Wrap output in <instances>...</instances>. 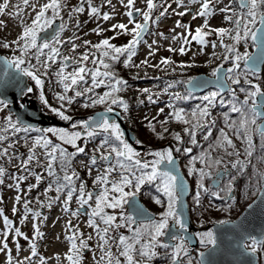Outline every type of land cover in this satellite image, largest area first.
Returning a JSON list of instances; mask_svg holds the SVG:
<instances>
[{
  "label": "snow or ice",
  "instance_id": "snow-or-ice-1",
  "mask_svg": "<svg viewBox=\"0 0 264 264\" xmlns=\"http://www.w3.org/2000/svg\"><path fill=\"white\" fill-rule=\"evenodd\" d=\"M22 4L23 8L17 4L13 6L16 11L9 12L10 0L0 2V16L20 17L22 26L16 39L10 42L0 40V49H7L10 53L7 56L0 55V65H3L0 71V160L7 158L8 161H19L17 173L11 176L14 183L9 185L16 191L13 217L10 218L0 208V254L5 256L6 264H49L50 260H54L55 264H84L85 253L92 254L94 264H153L161 255L160 249L164 250L163 255L170 264H183L185 259L187 264H193L189 252L191 234L182 210L189 187L176 166L174 154L189 156L188 175L200 178L197 183L199 191L193 197L195 205L199 206L201 195L207 194L217 200L231 201L218 210L231 209L236 201L234 183L247 174L249 166L259 186L257 191L261 203H264V172L258 171L253 163L257 150L254 137L260 140L258 163H264V88L259 82V73L264 66V0H228L227 4H223V0H142L143 6H138V0H119L126 10L123 15L127 17V23L111 24L107 29L100 22H109L114 18L113 0H100L99 4L94 0H78L71 7L68 0H22ZM193 5H198L195 12L191 7ZM104 7L112 11H104ZM29 8L34 15L30 23H25L23 16L25 9ZM218 12L224 14L223 20L229 27L214 28L210 25V18ZM65 14L68 21L75 20V31L66 39L62 38L69 27L64 19ZM84 14L97 23L91 31L102 38L96 43L82 39L78 34L81 29L78 17ZM189 14L193 20L203 19L202 25L194 31L180 20L170 30L173 33L170 38L163 32L152 31L163 18ZM56 21H60L59 28L47 38L42 35ZM0 25H4L3 20H0ZM176 28L184 31L176 32ZM105 32H112L113 35L104 36ZM149 35L170 40L165 51L173 55L191 53L192 62H177L172 56H162L153 63L152 59L160 51L161 45L155 39L148 43L145 37ZM120 36L129 37L126 44L117 45L113 42ZM213 36L215 39H211ZM142 44L146 45L148 52L143 60L136 62L134 58ZM65 45L69 46V54L62 52ZM209 46L213 51L208 63L220 61L212 69L213 80L192 76L187 80L165 81L159 92L150 88L138 89L149 103H157L161 95L169 97V103L166 104L169 111L163 120L157 118L165 113L163 107L158 110L157 117L149 119L145 116V120L147 127L158 138L164 139L165 135H170L175 141L174 146L150 151L148 155L153 159H144L125 139L120 124L107 116V113L114 111L113 106L120 108L123 113H128L130 108L122 93L131 86L119 74L116 66L122 65L125 69L154 68L166 75L175 74L179 69L183 74V70L196 66L195 57L205 54ZM250 46L255 49L254 52L247 50ZM218 47L220 53L215 51ZM81 48L84 50L78 51ZM226 64L230 66L225 67ZM9 69L14 72H9ZM24 77L34 82V86L25 84L19 87ZM133 78L138 79L139 74ZM181 84L188 86L185 94L170 91ZM210 84L215 85L217 90L200 96V103L190 111L178 106L177 102L196 98L193 93ZM47 85H51L52 101L46 94ZM15 88H18V92L8 91ZM34 89L39 92L37 99L43 108L67 123L68 127L36 126L39 123L36 117L41 116L42 112L33 111L29 114L28 105L24 102ZM237 93H242L244 98L240 99ZM225 94L229 99H224ZM139 103L143 104L144 100H139ZM77 104L83 109L104 106V112L75 120L69 113ZM218 104L228 107V111L220 115L223 125L219 128L212 113ZM22 110L24 119L19 115ZM232 114H236V118ZM173 122L183 125L180 131H172L167 127ZM157 124L160 131H157ZM214 129L217 135L213 138ZM198 134L203 141L208 142L207 149L202 148ZM98 138L99 142L91 150L87 163L83 164L89 178H92L93 171L96 172L89 188L88 181L81 178L73 167V161L77 156L86 154L87 144ZM235 141L243 145L242 151ZM21 144L27 148L26 155L18 152ZM66 146H70L73 151H69ZM196 147L202 150L200 154L193 155ZM218 150L234 159H230L224 167V173L229 176L227 183L220 186L218 181L216 190H211L203 183L205 176L210 173L205 168H197L195 164L199 162L206 168L221 165L223 156H212ZM229 168L235 170L236 174L233 175ZM5 177L6 169L0 166V185L4 184ZM30 177L34 178L35 183L22 187ZM42 183H46L43 192L35 198H29V194L39 189ZM146 184H153L165 198H155V203L163 208L159 218L149 214L136 200ZM49 193L55 195L50 196ZM73 202L75 208L72 207ZM57 204L67 217L64 240L68 248L62 254L63 258L59 253L46 258L38 248L39 241L45 236L42 227L48 219L43 209L51 210ZM255 204L256 201H253L247 208L252 210ZM82 216L86 217L84 226L91 229L87 234L81 230ZM29 218L32 221L31 236L22 230ZM74 220L77 222L73 223ZM218 223L226 225L229 221L221 220ZM173 227L178 230L172 231ZM121 230H126L127 234ZM196 235L201 246H211L210 251L216 249L218 238L214 231ZM163 237H168L171 242H165ZM93 240L96 241L95 245L91 243ZM21 241L27 244L28 254L24 256L20 255L25 250ZM236 246L252 256L264 252V233L241 234ZM199 255L201 259L197 264H206L205 253L200 252Z\"/></svg>",
  "mask_w": 264,
  "mask_h": 264
},
{
  "label": "rangeland",
  "instance_id": "rangeland-1",
  "mask_svg": "<svg viewBox=\"0 0 264 264\" xmlns=\"http://www.w3.org/2000/svg\"><path fill=\"white\" fill-rule=\"evenodd\" d=\"M0 2H2V0H0ZM41 2H43V0H41ZM78 2V0H68V5L69 7L76 5ZM95 3L99 4L100 0H94ZM228 0H223V4H227ZM19 4L21 8H23V4H22V0H10V5H9V12H15L16 8L13 7L14 5ZM223 4L221 6H223ZM113 5L115 6V15L114 18L109 21V22H100L102 24V26L107 29L111 26V24H115V23H127V17L123 15V12H125L126 10L119 4V0H113ZM138 6H143L142 5V0H138ZM173 7H175V4L173 5ZM193 9V12H195V9L198 7V5H193L191 6ZM104 11H112V9L108 8V7H104L103 8ZM183 10V9H180ZM34 15V13L31 12V9H25V13L23 16V19L25 21V23H30L31 21V16ZM223 13H217L214 17L210 18L209 23L212 27L214 28H218V27H229V25L227 24V22H225L223 20ZM20 17H9L8 15H3L0 16V20L4 21V25H0V40H5V41H12L14 39L17 38V36L21 33L22 30V26L20 23ZM65 21L68 23L69 27L68 29L62 34V38L66 39L67 37L71 36L73 31H75L73 25L75 24V20L73 21H68V17L65 14L64 16ZM80 23H81V29L79 30V35H81L82 39H87V40H91L93 43L98 42L102 37H99L97 35H95L94 33H92V29L95 28L97 26L96 21L94 20H89L87 14L84 15H80L78 17ZM180 20V22L182 24L185 25H190L191 29L194 31L197 27L201 26L203 23V19L202 18H197L195 20L192 19V15H185L183 17H179L176 15H171L168 16L166 18H163L159 25L157 27H153L152 31L153 32H163L165 36H168L169 38L171 37V35H173V33L170 31L171 29L175 28L176 26V21ZM85 21H87V23H85ZM184 31V29L182 28H176V32H182ZM84 33H87V35H84ZM113 33L112 32H105L104 36H112ZM129 37L127 36H120L118 39H116L115 41H113L114 43H116L117 45H122V44H126L128 41ZM145 39L148 41V43H151L153 39L157 40L159 42V44L161 45L160 51L158 52V54L156 55V57H154L152 59V62L155 63L157 62L160 57H166V56H172V58L174 60H176L177 62H192V54L189 53L188 55L185 56H180V55H173L172 53H169L167 51H165V48L167 47L168 43H170V40L166 41V40H162L158 35H149L146 36ZM211 39H215V36L211 37ZM81 41H77V43H80ZM177 47L179 46L178 44L176 45ZM84 49L81 48L78 51H83ZM242 52L244 51L243 46H241L240 49ZM249 52H254V48H252L251 46L247 49ZM213 51V49L209 46L208 48L205 49V54L203 55H197L195 57V67L189 68V69H185L183 70V74H181V70H177V72L175 74H165L163 71H160L158 69H154V68H141V69H132L133 73L130 74L129 76H133L134 74H136V72L139 74H141L142 78H151L152 77H160V80H155L152 79V82L150 83H138L137 79H131L129 80V84H130V88L128 89V92H130L131 94L134 95V100H136L139 97V100H144V102H148L146 97L143 95H140L138 89H142V88H150L152 89L154 92H159L160 89L163 88L164 86V82L165 81H172V80H187L189 77L195 76L197 77V75L200 74H205L207 76H212V69L214 67H216L217 64L220 63L219 60L213 62V63H208L209 57L211 52ZM217 53L221 52V49L218 47L215 50ZM62 52L64 54H69V46L65 45L62 48ZM148 49L146 47V45H141L139 47L138 50V55L134 58L136 60V62H139L140 60H143L145 58V56L147 55ZM0 53H2L3 55H9V50L7 49H0ZM230 65L226 64L225 67H229ZM53 70H55V66L53 67ZM145 73H147V76H145ZM136 76V75H135ZM134 76V77H135ZM260 83L264 86V71L261 74V79H260ZM30 86H34V82L31 81ZM51 85H47L46 86V94L48 96V88H50ZM186 84H181L178 85L176 88L171 89L170 91L172 92H179L181 94H185L186 92ZM104 89H98V91H103ZM211 91H215V90H207L204 94H207L208 92ZM52 94V92H49ZM38 90L34 89V92L32 94H30L33 97H38ZM238 96L240 97V99H243V94L242 93H237ZM29 95V96H30ZM194 99H190L186 102H177L179 107H184L186 110H191L197 103H200L199 97L202 95H196L195 92L193 93ZM49 100L52 101V96H48ZM224 99L227 100L229 99V97L224 96ZM25 101H29V100H25ZM136 101H134L135 103ZM54 103V101H53ZM132 106H142L139 109L143 110L144 109V115H149L151 114L153 117H157L158 114V110L160 108H165V113L160 114L158 117H164L165 114H167V112L169 111V109L166 107V104L169 103V97L167 95H161L158 102L157 103H149L147 104V106H145V104H140L139 102H136L138 104H134ZM144 105V107H143ZM228 111V107L227 105H217L214 109H212V113H213V117L218 118L220 117V115L224 112ZM149 112V113H148ZM233 118H236V114H232ZM157 117V118H158ZM0 120H2V114H0ZM51 123V121H49ZM223 125L222 121H217V127H221ZM46 126V125H43ZM22 135V134H21ZM200 142H204L201 139H199ZM99 142V140L97 139L96 141L90 142L91 145L87 144V148H86V154H88V156L91 155V150L93 148L96 147V144ZM239 147H241V151L243 150V145L242 144H238ZM23 144H21V146L19 148H22ZM69 147V151H73V149H71L70 146H66ZM255 154H257V157L259 156V152H256ZM81 155H85V154H81ZM81 155L77 156L75 158V160L73 161V167L77 170V172L79 173V175L81 176L82 173H85L86 175V171L85 168L83 167V164L86 163V161L84 160V158L82 159ZM151 159H153V157H151ZM82 161V163L80 161ZM18 165H19V161L16 159H13L11 161H8L7 158L0 160V166L4 167L6 169V175L9 174V178L5 177V182L3 185H0V198H2V204L0 206V208H3L4 212L10 217H13L12 214V208H13V203H14V197L16 195V191L13 187H9V185H12L14 182L11 179V176L13 174L17 173L18 170ZM264 166V163L262 164ZM38 171H42V169H38ZM94 173V171H93ZM96 174V173H95ZM93 175V174H92ZM250 177V176H249ZM81 178L86 179V177L83 175L81 176ZM253 178H251V183L252 185L255 187H259L255 182L252 181ZM30 183H35L34 178L30 177L28 179V181L22 185V187L27 186V184ZM152 187L149 186H145L143 188L147 189V192H154L155 186L151 185ZM7 187L9 188V190H7ZM46 187V183H42L40 188L37 190H33L30 194H29V198H35L40 192H43V189ZM244 188V187H243ZM256 190H250V186L248 188H246L240 195V197L238 198L239 200L243 197L244 198V202L239 204L238 206H236V208L232 211H230V209L228 211H226L227 214H231L234 217L236 215H238L242 210L245 209V207L251 203L259 194V191ZM256 193L255 195H253V193ZM49 195H55V193H49ZM141 195V194H140ZM145 195V194H144ZM142 196V195H141ZM146 196H148V194H146ZM156 197L159 198H164L162 196L161 193H157ZM40 199H44L43 196L40 197ZM5 201L9 202L8 207L6 208L5 206ZM34 207H38V205H33ZM60 207V206H59ZM45 211L44 214L47 215V217L49 216V213H54L52 215V217L48 218L46 222H48L45 226L42 227V231L44 232V234H46V239L43 241H39L38 243V248H39V252L41 255L45 256L46 258H52L55 256V254L59 253L61 254V258L62 254L65 253L67 251L68 245L67 242L63 243L64 240V224L65 221L64 218H59L58 213H55L53 211V209L48 210V209H44ZM111 211V210H109ZM119 210H117L118 212ZM163 211V209H162ZM83 219H85V217H83ZM82 218H80V220H83ZM84 221L82 222V226L84 225ZM210 222L214 224H219V221H216V219H214V216L210 217ZM45 222V223H46ZM74 223V222H73ZM2 226V225H0ZM85 228H82V231ZM210 229V228H208ZM23 231H25L29 236H31L33 234L32 232V221L31 218H29V221L23 226L22 228ZM209 231V230H207ZM202 232H206V231H199L198 233H202ZM57 237H59V239H57ZM196 239L199 241V237L196 235ZM62 241V242H61ZM41 242H43V244H41ZM22 244H24L23 241H21ZM197 247V248H196ZM210 247V246H208ZM208 247H203L200 245L195 246V249H198L197 254L195 255V257H192L195 259V263L196 261H199L201 259L199 253L203 252V250H206ZM24 248L25 250L21 252V256L27 255V244H24ZM15 251H13V255H15ZM258 257H259V262L258 264H264V252H258L257 253ZM93 261V260H92ZM0 264H6V260H5V256L3 254H0ZM49 264H55L54 260H50ZM94 264V263H92ZM154 264V262H153ZM159 264V263H158ZM167 264H170L167 263ZM186 264V263H185Z\"/></svg>",
  "mask_w": 264,
  "mask_h": 264
},
{
  "label": "bare ground",
  "instance_id": "bare-ground-1",
  "mask_svg": "<svg viewBox=\"0 0 264 264\" xmlns=\"http://www.w3.org/2000/svg\"><path fill=\"white\" fill-rule=\"evenodd\" d=\"M60 26V21H56V23L53 25V27L51 29H48V30H55V29H58ZM117 70L120 71V75L123 76L125 71H131V74L133 73V70L132 69H125L123 68L122 65H117L116 66ZM264 68V67H263ZM137 75V72L136 74H134L133 76H128L125 78V76H123L125 79H127L128 81L133 79V77ZM202 75H205V74H202ZM207 76V75H206ZM28 79V78H27ZM137 82L138 83H150L152 82V79L150 78H142L141 77V74L139 73V78L137 79ZM28 84L29 86L32 85L31 84V81L28 79ZM187 87V85H186ZM237 87V86H236ZM51 88V87H50ZM48 88L47 92H51ZM17 88L14 89V91H16ZM9 92H12V91H9ZM122 95L124 96V98L126 99V101L129 103L130 105V108H129V112L128 113H123L122 110L120 108H117L115 106H113L114 108V111L111 112V113H107V116L109 117V119L113 122H116V123H119L120 126H121V121L117 118H121L125 125H126V132H124L125 134V139L130 143L132 144V146L141 153L142 157L144 159H148V160H151V156L148 155V153L150 152L149 151V148H146L144 146V144L146 145H156V144H161L164 148H167L169 146H174L175 144V141L172 139V137L170 135H165V138L164 139H160L157 137V135L155 133H153L148 127H147V121L145 120V116H147L149 119H151L153 116L151 114L149 115H144V109L143 110H140L139 108L142 107V106H132L134 101L136 102H139V99H136L134 100V98L132 99V95L130 92L126 91L125 93H122ZM224 96L227 97V94H225ZM25 100H29V101H25ZM24 100V102L28 105V109L30 108L31 104V112L30 114L33 112V111H40L42 112V115L41 116H37L36 117V120L37 118L39 120H42L44 118H50V117H46V116H53L52 114H50L48 112L47 109H44L43 108V105L39 102V100L36 98V97H33V96H28L26 97ZM134 103V104H138V103ZM145 106H147L148 102H144ZM144 107V105H143ZM14 111H15V106H14ZM104 112V106H97L95 108H92V109H83V108H80L79 105H74L73 106V110L70 111V115L73 116V118L75 120H83V119H87L88 117H91V116H94L96 113H102ZM149 113V112H148ZM21 119H24V111L22 110L20 113H19ZM166 115V114H165ZM164 115V116H165ZM55 117V116H53ZM164 117H158V120H163ZM27 121V120H26ZM51 123L53 122V120H50ZM39 126H43V124H40L38 123ZM69 125L66 123V125H62L61 127H68ZM157 127V131H160V126L159 124L156 125ZM167 127H169L172 131H180L181 128L183 127V125H180V124H176V123H170L169 125H167ZM122 129V128H121ZM123 131V130H122ZM217 134L214 132L213 130V138L216 136ZM127 136V137H126ZM202 136L198 134V140L201 139ZM99 140V138H98ZM136 141H140V143H136ZM237 143V147H238V144H240L239 141H235ZM200 144L202 145V147H204L206 144H208V142H200ZM88 145H91L90 142L88 143ZM187 146H191V145H187ZM196 148H200V147H196ZM155 150H158V149H153L151 151H155ZM220 153L224 154L222 150H218ZM18 152L20 154H25L27 153V148H25L24 146L22 148H19L18 149ZM176 156V166L177 168L179 169L180 171V174L185 178L187 184H188V187H189V193L188 195H186L184 197V201H185V204L186 207H187V213H186V216H185V222L188 224V230L190 233H192V230L194 227L196 226H199L201 224V221L203 222H206L205 221V215L208 213V210L209 209H219V208H222L224 205H223V201L221 200H217L215 199L214 197H207V198H203V195L202 194V199L200 198V201L202 202L203 206L205 208H209L207 211L205 209H202V208H199L197 207L195 204H194V193L196 191H199L198 187H197V183L199 181V176H189L188 175V171H187V168L188 166L190 165H186L184 164V159H186L187 157L189 156H185L183 154H174ZM82 159L84 158V160L86 161L87 163V160H88V154H85V155H81ZM80 161V160H79ZM82 163V161H80ZM254 163V161H253ZM197 168H199L197 165H195ZM86 171V169H85ZM232 172L233 175H235V170H229ZM96 172L94 171V173H92V178L95 177V174ZM85 176L86 177V180L88 181V185H89V188H91L92 186V178H89L87 176V171H86V175L85 173H82L81 176ZM250 176V177H249ZM251 166H249L247 168V174L242 176V177H239L237 179V181L234 183V187H233V194L235 195L236 197V201L233 205L235 204H238L239 203H243L244 202V198L242 197L240 200L238 199L241 195V193L245 190L246 188V185L251 184ZM229 179V176L227 174H225L223 171H214V173H210V175H207L205 176L204 180H203V183L206 187L210 188L211 190H216V183L219 181L220 183V186L223 185V183L225 181H228ZM209 180V182H208ZM151 185L153 184H146L144 185L143 187L145 186H149V187H152ZM141 189V192L137 195L136 197V200L137 202L142 206L144 207L147 212L149 214H151L152 216H154L155 218L156 215H159L160 212L158 211H153V210H150V207L148 206L149 204H152L153 206L156 204L155 203V198L156 197V194L158 193L156 191V188L154 189V192H147V189L146 188H143ZM244 187V188H243ZM142 196H141V195ZM145 194V195H144ZM146 194H148V196H146ZM154 194V196H153ZM259 195H257L256 199H258ZM162 200L165 199V198H161ZM205 199V200H204ZM227 203L231 202L229 200H225ZM157 205V204H156ZM211 205V207H209ZM236 206V205H235ZM72 207L75 208L76 207V204L75 202H73L72 204ZM51 209H53V211L55 213H58L59 215V218H64V220L67 219V217L64 215L63 213V210L61 207H59V204L57 205H54ZM43 211H45L43 209ZM54 214V213H53ZM52 213H49V216L48 218L52 217L53 215ZM202 214V215H201ZM83 219V216L81 217ZM83 220H86V217L85 219ZM83 220H80V226H81V230L82 228H85L83 231L87 234L89 231H91V229H88L86 228L84 225L82 226V222ZM230 221H233V220H230ZM74 223H76L77 221H73ZM48 222H46L43 226H45ZM207 227L210 228L212 227V225H209L207 224ZM172 231H177L178 229H176L175 227H173L171 229ZM121 231H124L125 234H127L126 230H121ZM250 231L247 230V229H242V230H239L237 231V235L239 237H241V234H247L249 233ZM46 234L44 236V238L46 239ZM45 239H42L41 241L44 242ZM165 242H171L168 240V237H163L162 238ZM43 242H41V244H43ZM62 242V241H61ZM63 243L65 245L66 241L63 240ZM93 245H95L96 241L93 240L91 242ZM190 251H194V249H189ZM92 254L91 253H85V261H84V264H92L94 263V261H92ZM211 263V262H210ZM213 264V263H211Z\"/></svg>",
  "mask_w": 264,
  "mask_h": 264
},
{
  "label": "water",
  "instance_id": "water-1",
  "mask_svg": "<svg viewBox=\"0 0 264 264\" xmlns=\"http://www.w3.org/2000/svg\"><path fill=\"white\" fill-rule=\"evenodd\" d=\"M54 30H47V33L42 35L50 36L53 33ZM255 51V50H254ZM1 55V54H0ZM263 67L261 68L260 73L263 70ZM3 70V65H0V71ZM9 72H14V70L9 69ZM201 80H213V77H209L206 75H199L197 76ZM25 84H28V79L26 77L21 79V82L19 84V87H24ZM188 87V86H187ZM216 88L215 85L210 84L208 87L204 89H197L196 92H204L207 89ZM8 91H14V89H9ZM18 92V88L16 90ZM11 93V92H10ZM14 110V108H13ZM30 114L31 109L27 110ZM50 118H44L42 120H39L37 118V121L40 124L43 125H56V126H62L66 125L65 122L58 120L56 117L53 116H46ZM121 121V128L123 132H126V125L124 121L121 118H117ZM53 120L52 123L49 121ZM26 123L28 121H25ZM38 123L36 124V126ZM127 137V136H126ZM224 172V171H223ZM255 204V207L252 210H249L246 208L242 214L236 218L233 221H229L226 225H220V224H214L213 225V231L217 234L218 238V245L214 251H210L211 247H209L207 250L204 251L205 256L204 260L206 264H258V257L257 255L252 256L246 253H243L242 249L238 248L236 246L237 241L241 239L237 235V231L242 229L249 230L251 234L253 235H259L261 233H264V203H261L260 195L258 197ZM185 216L187 213V207L184 205L182 208ZM191 234V240L190 244L194 247L197 245V239L193 233ZM211 262V263H210Z\"/></svg>",
  "mask_w": 264,
  "mask_h": 264
},
{
  "label": "flooded vegetation",
  "instance_id": "flooded-vegetation-1",
  "mask_svg": "<svg viewBox=\"0 0 264 264\" xmlns=\"http://www.w3.org/2000/svg\"><path fill=\"white\" fill-rule=\"evenodd\" d=\"M255 142L257 141V140H254ZM144 146L146 147V148H149V151H151V150H153V149H158V150H161V149H164V147L161 145V144H156V145H146V144H144ZM212 156H213V158H218V157H221V156H223V158H226L227 156H225V155H218V154H212ZM242 159H243V157H241ZM231 159H234V157L233 158H231ZM184 161V164H186V165H189V157H187L186 159H184L183 160ZM253 161H254V164H256V167H257V170L258 171H261V172H264V166L262 165L263 163H258V160H257V154H254V159H253ZM195 165H197L199 168H205V171L206 172H209V173H214V171H218L219 169H217V170H215V167H212V168H206L205 167V165H203V164H201V163H199V162H196V164ZM225 167V165H221V168H224ZM220 168V169H221ZM232 170V169H231ZM253 174V169H252V167H251V177L253 178L252 179V181L253 182H255L256 183V181H255V177L252 175ZM6 177H8L9 178V174L8 175H6ZM208 182H209V180H208ZM227 183V181H225L224 183H223V185H221V186H224L225 184ZM234 187V186H233ZM249 187V184L248 185H246V188H248ZM245 188V189H246ZM256 186L254 187L253 185H252V183L250 184V190L252 191L253 189L254 190H256ZM7 190H9V188L7 187ZM153 196H154V194H153ZM210 195H207V194H204L203 195V198H207V197H209ZM155 197V196H154ZM201 199H202V196L200 197ZM205 200V199H204ZM194 202V201H193ZM5 203V206H6V208L8 207V205H9V202L8 201H5L4 202ZM240 204V203H239ZM2 204H0V206H1ZM223 207L222 208H219V209H223L224 207H226V205H227V202L224 200L223 201ZM236 206H238V204H235ZM235 205H233V207L230 209V211H232V210H234L235 208H236V206ZM149 207H150V210H155V211H158V212H162V207L160 206V205H152V204H149L148 205ZM197 206V205H196ZM197 207H199V208H202V209H209V208H205L204 206H203V204H202V202L200 201V205L199 206H197ZM202 215V214H201ZM224 215H226V211H224V210H218V209H209L208 210V213L205 215V221L206 222H203V221H201V224L199 225V226H196L195 228V234H197L199 231H207V230H211V227H210V229H208V227H207V225H206V223L207 224H209V225H213V221L212 222H210L209 220H210V217L211 216H214V219H216V221H221L220 219H221V217L222 216H224ZM156 217L157 218H159V215H156ZM190 249V248H189ZM189 252H190V255H191V257H195V255L197 254V250H194V251H190L189 250ZM160 253H161V255L159 256V257H157V259L155 260V261H153L154 263H159V262H161L162 264H167V263H169L170 261L167 259V258H165L164 257V255H163V251H160ZM192 261H193V264L195 263V259L194 258H192ZM197 262V261H196ZM187 264V260L185 259L184 260V262H183V264Z\"/></svg>",
  "mask_w": 264,
  "mask_h": 264
},
{
  "label": "trees",
  "instance_id": "trees-1",
  "mask_svg": "<svg viewBox=\"0 0 264 264\" xmlns=\"http://www.w3.org/2000/svg\"><path fill=\"white\" fill-rule=\"evenodd\" d=\"M119 73H120V71L119 70H117ZM124 73V75L123 76H125V78L126 77H128L130 74H131V71H125V72H123ZM260 82V81H259ZM261 87L262 88H264V86L261 84ZM48 96H52V94L51 93H49L48 92ZM133 97H134V95H132ZM133 97H132V99H133ZM217 119V121H222L221 119H220V117H218V118H216ZM217 134V133H216ZM185 146H187V145H185ZM221 155H224V154H221ZM229 157H226V158H223V163L221 164V165H223V164H225L226 162H229ZM194 264H197V262L196 263H194Z\"/></svg>",
  "mask_w": 264,
  "mask_h": 264
}]
</instances>
